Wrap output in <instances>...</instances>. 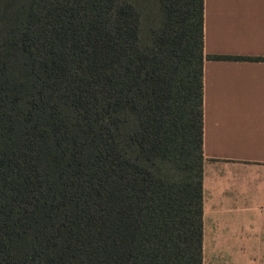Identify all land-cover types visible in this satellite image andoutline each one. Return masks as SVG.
<instances>
[{"label":"trees","instance_id":"trees-1","mask_svg":"<svg viewBox=\"0 0 264 264\" xmlns=\"http://www.w3.org/2000/svg\"><path fill=\"white\" fill-rule=\"evenodd\" d=\"M203 0H0V264H203Z\"/></svg>","mask_w":264,"mask_h":264},{"label":"crops","instance_id":"crops-1","mask_svg":"<svg viewBox=\"0 0 264 264\" xmlns=\"http://www.w3.org/2000/svg\"><path fill=\"white\" fill-rule=\"evenodd\" d=\"M203 54L264 59V0H203ZM202 82L203 264L219 252H231L223 264H254L264 252V60L205 59Z\"/></svg>","mask_w":264,"mask_h":264},{"label":"rangeland","instance_id":"rangeland-1","mask_svg":"<svg viewBox=\"0 0 264 264\" xmlns=\"http://www.w3.org/2000/svg\"><path fill=\"white\" fill-rule=\"evenodd\" d=\"M207 253V258H209V255H210V252H206ZM212 253V252H211ZM245 255H248L250 256L253 252H244ZM223 254H231V252H219V254H215L213 257H212V263L211 264H223ZM264 257V252H255L254 254V264H256L259 260V258L261 257ZM246 264H253L252 262H246Z\"/></svg>","mask_w":264,"mask_h":264}]
</instances>
